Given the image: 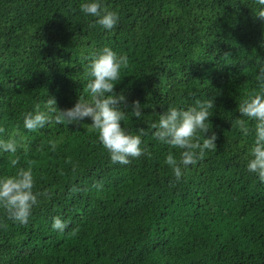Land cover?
<instances>
[{
    "label": "trees",
    "instance_id": "1",
    "mask_svg": "<svg viewBox=\"0 0 264 264\" xmlns=\"http://www.w3.org/2000/svg\"><path fill=\"white\" fill-rule=\"evenodd\" d=\"M81 2L0 0V138L17 140V166L30 162L34 191L46 193L25 224L0 208V264H264V183L245 167L252 133L236 125L264 63L254 0H102L119 17L111 30ZM105 46L128 60L113 88L129 107L121 125L142 133L144 151L127 164L110 160L89 117L23 127L50 98L61 110L89 99L86 67ZM208 98L216 146L177 179L164 159L181 150L150 125L169 105ZM9 159L0 154V174L15 172Z\"/></svg>",
    "mask_w": 264,
    "mask_h": 264
},
{
    "label": "clouds",
    "instance_id": "2",
    "mask_svg": "<svg viewBox=\"0 0 264 264\" xmlns=\"http://www.w3.org/2000/svg\"><path fill=\"white\" fill-rule=\"evenodd\" d=\"M254 2L256 8L253 13L264 20V0ZM79 9L86 16L94 17V24L105 30L113 29L119 20L118 14L107 10L102 0H82ZM127 63L126 56L118 55L108 46L101 48L92 55L86 67L89 99L80 98L73 106L61 110L56 107L54 98H50L45 104L46 110H40L37 105L34 110L24 114V129L36 131L51 124L53 119L58 124L76 125L84 117H89L91 130L97 133V139L107 150L113 163L127 164L130 157L140 156L144 151L142 133L132 134L122 127L124 109L129 110V107L124 95L113 91L114 85L121 79V68ZM257 68L258 89L249 91L238 105L241 116L247 119L237 120L236 125L243 135L247 136L250 131L252 133L245 167L264 183V63H260ZM212 108L211 98L197 100L194 105L186 108L169 105L165 111L159 113L158 120L150 125L154 129L152 135L158 141L181 150L179 158L169 153L164 159V163L172 169L177 179L182 175V168L186 169L188 165L194 164L207 150L216 146V133L207 135L212 127L208 119L211 116L209 109ZM130 111L134 117L141 118V103L133 100ZM18 146L17 140L12 136L8 139L0 138V154H10L8 163L15 168V172L10 175L0 174V208L13 222L25 224L38 198L46 193L34 191L35 178L30 162L27 167L17 166L18 157L15 154ZM66 227V221L59 216L53 217L52 229L63 232Z\"/></svg>",
    "mask_w": 264,
    "mask_h": 264
}]
</instances>
